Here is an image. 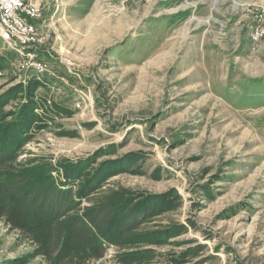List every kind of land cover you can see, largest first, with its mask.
Wrapping results in <instances>:
<instances>
[{"label":"rangeland","instance_id":"rangeland-1","mask_svg":"<svg viewBox=\"0 0 264 264\" xmlns=\"http://www.w3.org/2000/svg\"><path fill=\"white\" fill-rule=\"evenodd\" d=\"M262 4L41 0L47 41L30 50L48 71L0 39V120L33 102L19 159H88L152 196L163 212L142 231L174 233L137 246L147 264H264V37L247 27ZM33 249L0 220V264H51Z\"/></svg>","mask_w":264,"mask_h":264},{"label":"trees","instance_id":"trees-1","mask_svg":"<svg viewBox=\"0 0 264 264\" xmlns=\"http://www.w3.org/2000/svg\"><path fill=\"white\" fill-rule=\"evenodd\" d=\"M32 106L31 100L13 120H0V220L34 244L35 256L51 264H105L112 246L123 250L115 256L120 264H147L151 251L137 246L164 245L174 233L142 231L152 216L163 212L161 207L152 196L119 185L111 188V174L93 168L94 161L20 160L32 136ZM173 200L166 196L162 201Z\"/></svg>","mask_w":264,"mask_h":264},{"label":"built area","instance_id":"built-area-1","mask_svg":"<svg viewBox=\"0 0 264 264\" xmlns=\"http://www.w3.org/2000/svg\"><path fill=\"white\" fill-rule=\"evenodd\" d=\"M41 9V0H0V39L19 50L25 56V68L36 74L48 71L47 63L38 59V52L30 50L47 41L36 21ZM250 13L249 36L258 44L264 37V4Z\"/></svg>","mask_w":264,"mask_h":264}]
</instances>
